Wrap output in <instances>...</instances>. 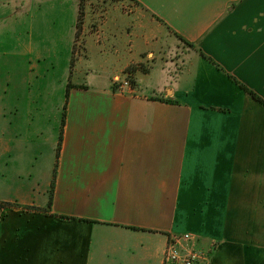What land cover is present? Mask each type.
Segmentation results:
<instances>
[{"label":"crops","instance_id":"0c3cea01","mask_svg":"<svg viewBox=\"0 0 264 264\" xmlns=\"http://www.w3.org/2000/svg\"><path fill=\"white\" fill-rule=\"evenodd\" d=\"M60 1L0 0L27 27L10 64L52 56L31 32ZM136 2L94 25L75 0L68 98L0 97V264H164L184 234L197 264H264V105L241 87L264 100V0Z\"/></svg>","mask_w":264,"mask_h":264},{"label":"rangeland","instance_id":"374dc122","mask_svg":"<svg viewBox=\"0 0 264 264\" xmlns=\"http://www.w3.org/2000/svg\"><path fill=\"white\" fill-rule=\"evenodd\" d=\"M47 1L52 2L54 0ZM86 1L94 3V9L92 8L94 11L92 18L94 19L91 21V24L94 25L95 21H100L106 17L105 12L107 9L103 11L104 6H106L105 3H109V12L112 11L111 7L119 6L125 9L127 16L132 15L135 8H138L136 0H82L83 5L86 4ZM58 3L56 9L48 7L46 15L43 16L40 13V16L34 20V25L32 24L31 32L35 35L37 48L40 47L44 52L52 51V56L41 61L30 59L24 71L21 66H13L10 62L15 59L12 52L20 42L18 36L23 35L24 30L27 32V27L25 29L24 25L18 23V17L16 15L12 16L11 13H7V19L0 24V97H9L17 103H14V106L7 103L6 114L8 115L12 114V108H18V116L26 115L30 103L35 104L36 99L58 102L63 96L68 98L70 93H68L69 84L72 85L71 88L83 86L72 83V73L76 68L77 61L83 55L82 43H77L72 49V57L68 56V59H65V54L70 50L69 40L74 37L73 28L75 26L74 22H76L77 6L75 0H61ZM82 10L84 11V7ZM143 13L146 12L143 11ZM86 16L87 14H85ZM158 21L161 22L159 19ZM32 61L37 65V68L30 70ZM150 61L149 58L146 63H135L128 66L123 72L124 79L117 78L113 82V89L132 92L137 82L135 78L137 70L142 73L149 71ZM12 76H18L21 81L25 82H21L20 86L10 83ZM127 81H129V84L122 87L123 83ZM32 105L31 107H38V105ZM15 112L17 111L15 110Z\"/></svg>","mask_w":264,"mask_h":264},{"label":"built area","instance_id":"2783aa9c","mask_svg":"<svg viewBox=\"0 0 264 264\" xmlns=\"http://www.w3.org/2000/svg\"><path fill=\"white\" fill-rule=\"evenodd\" d=\"M129 81L124 82L122 87L128 85ZM194 236L192 234H184L175 236L173 241L169 243L164 256V264H197L207 258L204 251H189L183 247V244L192 242Z\"/></svg>","mask_w":264,"mask_h":264},{"label":"trees","instance_id":"16d2710c","mask_svg":"<svg viewBox=\"0 0 264 264\" xmlns=\"http://www.w3.org/2000/svg\"><path fill=\"white\" fill-rule=\"evenodd\" d=\"M78 27L80 28V22L78 24ZM182 41H184L182 39ZM185 42V41H184ZM186 44H188L190 47H192L193 45L192 44H189L188 42H185ZM135 69H137L135 66H134ZM138 71V70H137ZM136 82V81H135ZM137 84V82L135 83V85ZM72 87L71 84H69V90H68V93L70 92V88ZM241 87H243L246 91H248L255 99H257L259 102H261L263 105H264V100L258 96L256 93L248 90V88H246L243 84H241ZM4 205H7V204H4V203H0V208L3 207Z\"/></svg>","mask_w":264,"mask_h":264}]
</instances>
